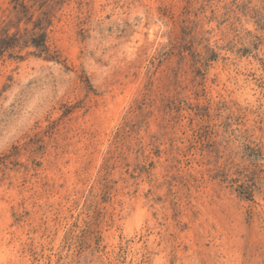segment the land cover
<instances>
[{
    "label": "rangeland",
    "instance_id": "374dc122",
    "mask_svg": "<svg viewBox=\"0 0 264 264\" xmlns=\"http://www.w3.org/2000/svg\"><path fill=\"white\" fill-rule=\"evenodd\" d=\"M55 1L0 58V264H264V0Z\"/></svg>",
    "mask_w": 264,
    "mask_h": 264
},
{
    "label": "trees",
    "instance_id": "16d2710c",
    "mask_svg": "<svg viewBox=\"0 0 264 264\" xmlns=\"http://www.w3.org/2000/svg\"><path fill=\"white\" fill-rule=\"evenodd\" d=\"M10 17L0 28V58L5 54L24 47L34 48L33 54H45L47 28L51 24V11L58 4L55 0H11ZM37 13V14H36ZM21 23L25 27H21ZM11 29H14L11 31Z\"/></svg>",
    "mask_w": 264,
    "mask_h": 264
}]
</instances>
